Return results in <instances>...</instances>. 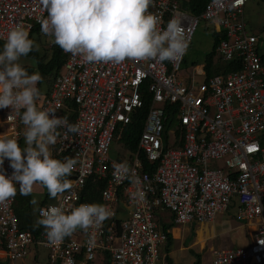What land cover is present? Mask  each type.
I'll return each instance as SVG.
<instances>
[{
    "label": "built area",
    "instance_id": "1",
    "mask_svg": "<svg viewBox=\"0 0 264 264\" xmlns=\"http://www.w3.org/2000/svg\"><path fill=\"white\" fill-rule=\"evenodd\" d=\"M181 1L154 0L149 11L161 15L162 29L179 20L189 45L199 21H206L211 31L224 34L215 57L237 60L239 68L207 77L203 63L184 67L186 53L177 61L113 65L86 64L63 52V66L38 106L80 126L79 134L69 133L67 139V129H59L51 151L77 160L68 177L74 184L39 207L61 206L67 213L89 203L81 196L88 178L94 177L106 180L99 204L114 215L100 228L87 233L78 229L52 246L44 228L34 234L19 227L15 197L0 204L5 264H15L33 245L46 250L50 264H90L99 254H108L111 264H167L162 252L167 233L158 227V210L172 214L176 224H188L212 222L231 207L237 220L255 223L254 235L246 245L212 249L211 264H264V61L259 48L264 27L255 33L248 25L250 0H208L198 16L183 9ZM46 17L40 0H0V42L17 26L41 32L38 21ZM147 95L150 107L137 150L119 143L120 153L112 158L111 143ZM10 111L2 109L5 137L19 142L25 126L19 117L9 121V115L15 116ZM140 154L152 170H144ZM120 163L129 168L122 178L114 169ZM0 172L12 175L8 159Z\"/></svg>",
    "mask_w": 264,
    "mask_h": 264
},
{
    "label": "clouds",
    "instance_id": "2",
    "mask_svg": "<svg viewBox=\"0 0 264 264\" xmlns=\"http://www.w3.org/2000/svg\"><path fill=\"white\" fill-rule=\"evenodd\" d=\"M47 13L38 22L41 32L53 38L64 53L79 56L86 64L118 65L133 61H177L186 53L189 41L179 20L172 19L161 28V15L149 8L154 0H40ZM39 51V44L29 38V30L17 26L10 30L0 51V109H11L25 126V147L15 137L0 138V166L5 159L13 169L9 177L0 172V204L19 193L30 196L37 185L46 188L50 198H57L73 187L71 176L77 160L53 158L50 146L61 136L59 129L79 134V124L69 123L66 116L58 118L54 111L41 110L42 95L37 86L43 77L39 71L29 74L20 63L22 57ZM35 62V61H34ZM23 110V111H21ZM50 113L53 114L50 118ZM121 178L129 172L126 164L114 165ZM30 203L39 216L36 227H43L48 242L60 245L78 229L87 233L98 229L114 213L103 204L83 203L67 213L61 206L40 208L33 196ZM264 244V241H261Z\"/></svg>",
    "mask_w": 264,
    "mask_h": 264
},
{
    "label": "trees",
    "instance_id": "3",
    "mask_svg": "<svg viewBox=\"0 0 264 264\" xmlns=\"http://www.w3.org/2000/svg\"><path fill=\"white\" fill-rule=\"evenodd\" d=\"M208 2V0H182L180 2V6L190 12L193 15H199L202 10L204 9L205 4ZM264 27V26H262ZM261 27V28H262ZM40 30L38 27H34L31 31H29V38L34 39L36 43L38 44L40 39ZM212 33V46L211 49L207 52L203 66L205 70V74L207 77L215 75V74H225L228 71L237 70L239 68V62L237 60L233 61H223L219 58L215 57V49L221 39L224 38L223 33L211 31ZM5 42H0V51L3 50V45ZM261 52V58L264 61V50H260ZM29 56L33 57L35 60V64L33 65H23L26 70L29 72V74L39 71V73L42 75L43 80L40 82L37 86L41 90V98L43 96H46L51 89L52 83L54 81V78L60 71V69L63 66V63L65 61L66 55L63 53L62 49L56 45L53 42V39L51 40L50 47L48 48V52L41 53L39 51H32L29 53ZM43 85L46 87L43 89ZM73 106V104H71ZM150 107V95H147L143 101V105L137 109H135L131 114V120L125 124L121 130V133L117 139V143L122 144L125 148H127L130 151H136L137 150V144L138 139L140 136V133L142 131V125L145 120L146 114L148 112V109ZM74 116V113L71 114V118ZM116 134L117 131H116ZM19 144L22 147L23 140L20 138ZM23 148V147H22ZM143 168L144 170L150 171L152 170V164H149L145 157L140 154ZM53 158L64 160L65 156L62 155H54ZM106 180L105 179H96L94 177H90L87 180V190L82 193L81 198L84 201H87L89 203H99V194L100 190L105 186ZM48 192L46 189V197H48ZM21 202V200L19 199ZM16 202V201H15ZM14 210L18 219V224L21 229H27L32 231L34 234H37L39 230H41L43 227H34L31 226L30 221H25L23 216L21 215V212L19 213L18 207L14 205ZM21 215V217L19 216ZM171 221L167 223H163L160 225V229L165 231L167 233V240L164 245L163 253L165 256V260L167 264H174L173 260L169 256V251L171 250V246L173 244V238L171 233L168 231L170 228L175 226V223L173 221V215L171 214ZM29 220V219H28ZM191 253H194L196 256V259L192 264H200V258L199 255H197L192 249H189ZM108 257V254L105 255ZM109 260V259H108ZM0 264H3L0 262Z\"/></svg>",
    "mask_w": 264,
    "mask_h": 264
},
{
    "label": "rangeland",
    "instance_id": "4",
    "mask_svg": "<svg viewBox=\"0 0 264 264\" xmlns=\"http://www.w3.org/2000/svg\"><path fill=\"white\" fill-rule=\"evenodd\" d=\"M246 19L248 25L253 29L255 33H260V29L264 26V0H250L248 5L246 6ZM40 41H39V50L41 53L48 52V48L51 44V38L45 36L40 33ZM212 33L209 24L200 20L198 26L193 34L191 43L187 49L185 55L184 67L190 68L192 64H201L204 62L205 56L207 52L211 49L212 46ZM260 50H264V42H261L259 45ZM34 58L31 56L22 57L20 63L22 65H33L35 64ZM198 81L202 80V76L198 75L196 77ZM46 87L43 85V89ZM120 147L116 141L112 142L110 145L109 155L112 158H116L120 153ZM236 209L235 207H231L226 212L219 213L215 216V219L210 222V225L206 229H210L213 236L208 238L205 241L204 248L200 247V244H194L193 251L199 255L200 264H211L212 259V249L217 247H240L247 244L249 241L246 237V223L237 220L235 217ZM156 216L160 218L164 217L165 220L169 221L171 219V215L169 212L165 210H158L156 212ZM161 222V221H160ZM193 223H188L186 225L178 224V227L182 229V232L188 229L185 234L190 236L189 240L192 239V232H195L194 229L198 228L194 226ZM198 239L203 244V236L201 232L198 233ZM197 241V242H199ZM164 249V246H163ZM162 249V252H163ZM196 256L194 253H191L189 250H185L184 253L174 254L173 260L178 262L177 264H192ZM20 261L18 262V264ZM31 264H50L46 258V251L40 248V261L33 262L30 261Z\"/></svg>",
    "mask_w": 264,
    "mask_h": 264
},
{
    "label": "crops",
    "instance_id": "5",
    "mask_svg": "<svg viewBox=\"0 0 264 264\" xmlns=\"http://www.w3.org/2000/svg\"><path fill=\"white\" fill-rule=\"evenodd\" d=\"M6 134V129H5V125L3 123V114H2V109H0V138H4ZM21 139L23 140V144L22 147H25L24 144V137L22 136ZM55 145L50 146V150L52 151L54 149ZM33 196H35L39 202L38 206L42 205L43 203H48V202H54L57 200V198H50V196L46 197V188H42L39 185L36 186L35 191L33 192L32 195L30 196H23L19 193V186L17 185V195H16V202H15V206L18 207V211L19 213L21 212V215L23 216L22 218L25 219V221L27 220L28 222L30 221L31 226H35V222L37 220V215L36 212L34 213L33 209L34 206L30 203V201L32 200ZM19 199L21 200V202L19 201ZM21 215H19L21 217ZM171 215V214H170ZM172 218V217H171ZM29 219V220H28ZM161 221V222H160ZM171 219L169 221L165 220L164 217H157V223H158V227L160 228V225L163 223H167L170 222ZM174 221V220H173ZM175 223V222H174ZM186 225V224H183ZM194 226L198 227L196 229H194L195 232H192V239L194 238L193 241H190L189 238L190 236L186 235L185 232L188 231V229H186L184 231V233L182 232V229H180V227H178V224L175 223V226H173L172 228H170L168 231L171 233L172 238H173V244L171 246V250L169 251V256L171 257V259L173 260V253L175 254H180V253H184L185 250H189L192 249L194 244L199 243L201 248H204L205 246V241L212 237L213 234L212 232H210V229H206L208 228V226L210 225V222H205V223H193ZM193 226V227H194ZM255 223L253 221L246 223L245 227V233H246V237L248 239V241L250 239H252L253 235H254V231H255ZM178 233L177 235H175V233ZM199 232H201L202 236H203V244L198 240L199 238ZM199 241V242H197ZM246 245V244H245ZM224 247V246H223ZM235 247V246H233ZM40 248L37 245H33L31 246V248L29 249L28 254L23 257L22 259H19L16 261L15 264H18V262L20 261L19 264H31L30 261L32 260L33 262H38L40 261ZM226 248V247H224ZM229 248V247H227ZM43 249V248H42ZM214 249V248H213ZM45 250V249H44ZM193 250V249H192ZM46 251V250H45ZM46 258H47V253H46ZM6 253L3 249H0V262L5 264L6 263ZM109 259V258H108ZM107 257L105 256V254H99L97 255L96 259L90 263V264H111L110 263V259L108 260ZM48 261V260H47ZM174 264H177L178 262H176L175 260H173Z\"/></svg>",
    "mask_w": 264,
    "mask_h": 264
},
{
    "label": "bare ground",
    "instance_id": "6",
    "mask_svg": "<svg viewBox=\"0 0 264 264\" xmlns=\"http://www.w3.org/2000/svg\"><path fill=\"white\" fill-rule=\"evenodd\" d=\"M178 233L176 232L175 235H177Z\"/></svg>",
    "mask_w": 264,
    "mask_h": 264
}]
</instances>
